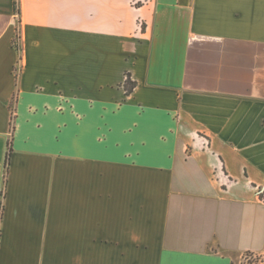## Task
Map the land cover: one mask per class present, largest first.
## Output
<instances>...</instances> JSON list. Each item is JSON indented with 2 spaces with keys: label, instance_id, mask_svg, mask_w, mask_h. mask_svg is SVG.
<instances>
[{
  "label": "crops",
  "instance_id": "crops-1",
  "mask_svg": "<svg viewBox=\"0 0 264 264\" xmlns=\"http://www.w3.org/2000/svg\"><path fill=\"white\" fill-rule=\"evenodd\" d=\"M14 1L0 0V264L264 253V0H19V15Z\"/></svg>",
  "mask_w": 264,
  "mask_h": 264
},
{
  "label": "trees",
  "instance_id": "trees-1",
  "mask_svg": "<svg viewBox=\"0 0 264 264\" xmlns=\"http://www.w3.org/2000/svg\"><path fill=\"white\" fill-rule=\"evenodd\" d=\"M14 8H15V13L17 15L20 14V3L19 0H15L14 1ZM13 46L15 47L17 53H18V59H17V63L14 66V73L16 76V80H17V84L19 81V77H20V72H21V67H22V32H21V27L20 25L17 26V31L15 33V36L13 37ZM136 83L135 81H133L130 77V74L127 73V77H126V82H125V88L127 93L132 92V90L134 89ZM18 98V94L17 92L14 94L13 99H12V103H11V108H12V116H11V135L13 136V132L15 129V122H16V108H15V103L17 101ZM7 163H8V158H7ZM259 253H254L252 251H247L244 254L243 257V263H248V264H257V261L259 259Z\"/></svg>",
  "mask_w": 264,
  "mask_h": 264
},
{
  "label": "built area",
  "instance_id": "built-area-1",
  "mask_svg": "<svg viewBox=\"0 0 264 264\" xmlns=\"http://www.w3.org/2000/svg\"><path fill=\"white\" fill-rule=\"evenodd\" d=\"M258 193H259L261 199L264 201V186L259 188ZM259 256L260 257L257 261V264H264V253H261V255H259ZM242 264H248V263H243V261H242ZM253 264H255V263H253Z\"/></svg>",
  "mask_w": 264,
  "mask_h": 264
},
{
  "label": "rangeland",
  "instance_id": "rangeland-1",
  "mask_svg": "<svg viewBox=\"0 0 264 264\" xmlns=\"http://www.w3.org/2000/svg\"><path fill=\"white\" fill-rule=\"evenodd\" d=\"M18 25H19V22H18ZM18 25H17V26H18ZM259 254H261V253H259Z\"/></svg>",
  "mask_w": 264,
  "mask_h": 264
}]
</instances>
